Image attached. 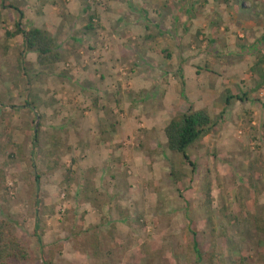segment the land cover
I'll return each mask as SVG.
<instances>
[{
    "label": "rangeland",
    "instance_id": "1",
    "mask_svg": "<svg viewBox=\"0 0 264 264\" xmlns=\"http://www.w3.org/2000/svg\"><path fill=\"white\" fill-rule=\"evenodd\" d=\"M63 1L0 0V221L30 254L11 264H264V0H76L74 16ZM11 8L59 64L6 40ZM98 106L121 131L112 152L87 131ZM190 109L217 121L193 166L164 135Z\"/></svg>",
    "mask_w": 264,
    "mask_h": 264
},
{
    "label": "trees",
    "instance_id": "2",
    "mask_svg": "<svg viewBox=\"0 0 264 264\" xmlns=\"http://www.w3.org/2000/svg\"><path fill=\"white\" fill-rule=\"evenodd\" d=\"M205 4L209 0H203ZM15 9V8H13ZM19 20L15 23L13 31H6L5 37L7 41L16 37L22 38L25 54L32 53L37 56V65L40 68H50L62 61L61 54L55 46V40L45 30L37 28H25L23 25L24 15L19 12ZM94 17H89L87 30L93 28ZM3 23L2 7L0 8V24ZM23 55V54H22ZM264 63V59L258 60L251 72H256ZM259 85L257 89L264 87V73H258ZM256 89V90H257ZM239 101L240 98L235 97ZM233 99L228 98L227 101ZM25 108L35 111L30 102L25 103ZM39 125L34 131V146L38 144ZM215 123L210 114L206 110H193L178 114L171 119L164 129L167 148L171 153L180 154L185 161L193 166L187 155V150L195 143L205 138L214 129ZM38 179V178H37ZM197 249V244H194ZM29 250L26 245L13 233L10 224L7 221H0V264L22 263L29 260Z\"/></svg>",
    "mask_w": 264,
    "mask_h": 264
},
{
    "label": "crops",
    "instance_id": "3",
    "mask_svg": "<svg viewBox=\"0 0 264 264\" xmlns=\"http://www.w3.org/2000/svg\"><path fill=\"white\" fill-rule=\"evenodd\" d=\"M64 2V5H65V10L67 9L68 10V12L72 15V16H74V14L75 13H78V11H80V12H83V13H88V10H89V8H86V9H83V8H81V6L79 5V2L78 1H76V0H66V2L65 1H63ZM11 9H13V8H11ZM18 10V9H17ZM16 11V10H15ZM19 12H22V11H20V10H18ZM17 12V11H16ZM18 13V12H17ZM23 13V12H22ZM19 15V14H18ZM23 15H24V13H23ZM24 18H25V16H24ZM18 20H19V17H18ZM17 20V21H18ZM16 21V22H17ZM24 21V20H23ZM23 25H24V22H23ZM35 28H37V29H41L40 27H35ZM7 31H10V30H7ZM90 31V30H89ZM17 38V37H16ZM21 38V37H20ZM22 39V38H21ZM14 40V39H13ZM263 40H264V36H263ZM27 56V55H26ZM186 68H184L183 67V65H180V66H178V68H177V71H178V76L180 77L179 79L181 80L180 81V83H181V85L183 86V88H185V90H186V88H187V84H186V81H184V70H185ZM264 73V72H263ZM259 82L260 81H258L257 82V84H256V86H255V88H254V92L255 91H260L261 89H263L264 87H262V88H260V89H257V87H258V85H259ZM213 85V84H212ZM257 89V90H256ZM258 91V92H259ZM186 92V91H185ZM221 95H218V97H216V100H215V102H214V106L216 107V108H218L219 110H221V112H222V114H224L225 113V110L226 109H228L230 106H231V103H232V101L231 100H233V99H231L230 101H227V99L228 98H230L231 96H230V93H229V91L228 90H223V92H219ZM256 93V92H255ZM214 99H215V97H214ZM189 100V99H188ZM243 100V99H242ZM244 101V100H243ZM264 107V106H263ZM91 109V114H93L91 117H93L94 118V120H91V118H90V113H87V117H88V119H89V123H88V126H87V131H88V133L90 134V131L91 132H94V133H96V131H99V134H100V138H101V136H102V140L104 141V139L105 140H107L108 142H110V144H109V151L110 152H112L113 151V148L114 147H111V144H115V141L116 140H118L119 138H122V136H121V131L118 129V124H116V122H115V117H114V121H111L109 118L107 119V117L105 116L106 114H104V112H105V109L106 108H104V107H100V106H98V107H92V108H90ZM100 113H102L103 115H102V117L101 116H98L97 117V119L98 120H96V115L95 114H100ZM213 120V119H212ZM171 120H169L168 122H167V124L165 125V128H166V126L169 124V122H170ZM214 121V120H213ZM118 123V122H117ZM216 125H217V121H215L214 122ZM111 126L113 127V131L111 132ZM164 128V129H165ZM150 129H153V127H150ZM103 134V135H102ZM210 135V134H209ZM209 135H207V136H209ZM207 136L205 137V138H207ZM95 137V136H94ZM205 138H203V139H201L200 141H202V140H204ZM87 139H89L90 140V136H88V138ZM200 141H198V143L200 142ZM113 142V143H112ZM195 145V144H194ZM192 147V146H191ZM189 153V152H188ZM187 153V155H188V157H189V154ZM264 153V152H263ZM189 159H190V157H189ZM193 165V164H192ZM114 168V167H113ZM114 170H115V168H114ZM114 170H112V168L111 169H109V170H104V173H106V174H110L111 176H114V174H115V171ZM109 176V175H108ZM110 177V176H109ZM187 200H188V198H187ZM192 235H194V234H192Z\"/></svg>",
    "mask_w": 264,
    "mask_h": 264
}]
</instances>
